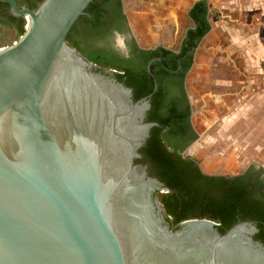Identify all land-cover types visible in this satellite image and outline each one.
I'll return each instance as SVG.
<instances>
[{
  "label": "water",
  "instance_id": "obj_1",
  "mask_svg": "<svg viewBox=\"0 0 264 264\" xmlns=\"http://www.w3.org/2000/svg\"><path fill=\"white\" fill-rule=\"evenodd\" d=\"M0 2L26 21L0 48V264H264L251 222L171 225L138 163L149 102L67 41L94 0Z\"/></svg>",
  "mask_w": 264,
  "mask_h": 264
},
{
  "label": "flooded vegetation",
  "instance_id": "obj_2",
  "mask_svg": "<svg viewBox=\"0 0 264 264\" xmlns=\"http://www.w3.org/2000/svg\"><path fill=\"white\" fill-rule=\"evenodd\" d=\"M13 1L20 9L32 11H35L33 8L36 5H40V0ZM125 1L122 0L120 16L117 11H113L106 19L104 35L105 41L116 52L114 62L120 67L109 69L113 77L131 89L135 102L147 99L150 107L146 122L157 124L152 127L150 137L140 151L142 157L138 163L147 166L150 175L170 190L159 195H178L179 192L169 187V180H164L163 170L151 161L149 146L160 147L171 165L170 172L176 183L180 182L184 189L192 192L202 190L205 193L214 192L218 196L232 195L237 202V220L242 221L243 216L244 222L253 223L258 229L255 239L264 244V160L252 161L243 170L232 172L229 170L232 163H235L232 155L226 157V154L220 152L217 153L219 157H216L214 151L210 157L201 159L196 149L206 137V131L201 133L198 123L206 126L208 120L206 113L203 114V106L197 108L196 105L203 97L199 87L204 81L198 80L197 76L206 70V64H202L201 59L204 61L205 57L217 51L220 53L219 60L227 63L220 52L219 40L215 48H207L213 28L210 8L206 4V14L198 8L194 15L197 3L192 7L186 6L188 8L181 15L167 11V15L163 16V10L169 8L158 0H132L140 4V7L143 6L142 2L147 3L143 10L147 17L156 15L159 20L162 17L167 20L169 18L167 22L164 20L160 24L158 21L151 28H146L148 43L145 44L140 30L135 27V20L132 22L128 15ZM23 19L12 14L9 3L0 2V44L6 34L19 36ZM207 27L208 31L202 34ZM80 31L84 33V27ZM229 98L235 99V95L231 94Z\"/></svg>",
  "mask_w": 264,
  "mask_h": 264
},
{
  "label": "rangeland",
  "instance_id": "obj_3",
  "mask_svg": "<svg viewBox=\"0 0 264 264\" xmlns=\"http://www.w3.org/2000/svg\"><path fill=\"white\" fill-rule=\"evenodd\" d=\"M140 4L132 2L133 8L136 9L133 13L135 15V27L140 30L144 43H148V37H145V31L148 26L153 23H163L169 21L162 17L160 20L157 16L147 17L143 10L147 6L146 2ZM170 5V1L167 2ZM139 7V8H138ZM170 7V6H169ZM188 8V7H187ZM186 7L178 8L177 5H172L168 10H163V16L167 15V11L176 12V14H183L187 9ZM165 20V21H164ZM157 21V22H155ZM159 24V25H160ZM218 37L220 32H216ZM19 36H15L14 33L6 34L1 39L0 48L11 46L19 40ZM145 38V39H144ZM218 38L214 40V48L218 44ZM217 43V44H216ZM216 53V54H215ZM202 64H206L201 75L196 74L197 79H204L200 83V94L203 95L198 103L197 108L202 107L203 114L206 113L208 117L206 126L203 123H198V128L201 133H205L206 137L196 149L199 150L198 154L201 159L210 157L209 155L216 151L217 153H224L226 157L232 155L234 162L229 167L232 172H238L243 170L252 161H259L264 158V71L258 73L252 66V60L249 56H243L241 60L242 66V84L244 92V126H243V140L241 139V130L236 132L235 127V100L228 102L226 108L221 96L225 90L219 86V79L225 73L231 74L230 67H226L225 63L219 60V52H215ZM211 59V60H208ZM250 60V61H249ZM241 66H238L239 68ZM210 68L214 72V78L218 80H211V76L206 73ZM222 72V73H221ZM224 72V73H223ZM239 75V70H238ZM199 77V78H198ZM258 81V82H257ZM240 91V90H239ZM228 98L231 94H234V87L228 89ZM201 114V111L199 112ZM211 120V121H209ZM211 122L213 126L211 128ZM240 134V135H239ZM219 157V154L216 156ZM236 161L238 163H236Z\"/></svg>",
  "mask_w": 264,
  "mask_h": 264
},
{
  "label": "trees",
  "instance_id": "obj_4",
  "mask_svg": "<svg viewBox=\"0 0 264 264\" xmlns=\"http://www.w3.org/2000/svg\"><path fill=\"white\" fill-rule=\"evenodd\" d=\"M43 1L40 0V4ZM38 7L39 5H36V7L32 8L36 10ZM198 8L202 9L203 13L206 14L207 6L205 2H200L195 6L194 15H196L195 12ZM113 11H117L118 15H121L122 0H94L87 9L86 15L77 21L67 37V41L71 46L103 70L120 69L114 62L117 54L105 41L104 35L106 19ZM121 19L125 20V17L121 16ZM25 26L26 21L23 19L20 23L19 37L24 35ZM81 27H84V33H81ZM207 31L208 27L202 34ZM148 153L155 166L163 170V178L164 180H169V187L179 192L178 195H159L173 227H178L180 223L185 221L207 218L217 223L220 232L225 233L238 222L239 219L237 220L236 216L239 213L235 212L237 202L235 198L231 197L232 195L224 194L218 196L214 192L188 191L183 188L182 184H179L180 182H175L170 172L172 170L171 165L160 147L150 145ZM241 218L242 221L245 220L243 216Z\"/></svg>",
  "mask_w": 264,
  "mask_h": 264
},
{
  "label": "crops",
  "instance_id": "obj_5",
  "mask_svg": "<svg viewBox=\"0 0 264 264\" xmlns=\"http://www.w3.org/2000/svg\"><path fill=\"white\" fill-rule=\"evenodd\" d=\"M132 0H126L125 6L131 21L136 20ZM160 3L170 8L177 5L178 8L194 6L199 2H205L210 8V20L212 31L207 41L209 50L214 48V40L219 39L220 52L225 56L226 67H230L231 74L223 75L219 79V86L225 92L221 98L226 108L228 102L235 100V127L236 132L241 130L243 140L244 126V92L242 82L241 60L243 56H249L252 66L258 73L264 71V0H158ZM170 1V5L167 2ZM170 6V7H169ZM133 11H130V10ZM134 24V23H133ZM220 32L216 36V32ZM211 54V53H209ZM211 56V55H210ZM206 59V58H205ZM211 60V59H208ZM250 61V60H249ZM238 66H241L240 68ZM239 70V75H238ZM214 78L212 68L206 71ZM222 73V72H221ZM224 73V72H223ZM258 82V81H257ZM234 87L235 99L228 98V89ZM240 90V91H239ZM211 121V120H209ZM211 128L213 123L211 122ZM240 135V134H239ZM264 160V158H262Z\"/></svg>",
  "mask_w": 264,
  "mask_h": 264
}]
</instances>
